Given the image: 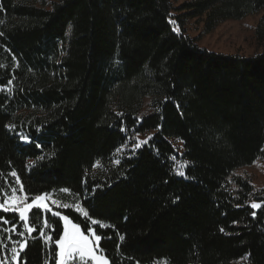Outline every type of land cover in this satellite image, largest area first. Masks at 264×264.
<instances>
[{
  "label": "trees",
  "instance_id": "trees-1",
  "mask_svg": "<svg viewBox=\"0 0 264 264\" xmlns=\"http://www.w3.org/2000/svg\"><path fill=\"white\" fill-rule=\"evenodd\" d=\"M256 14L258 32L264 0H0V186L72 205L52 209L85 234L106 225L91 226L110 264H264V180L247 172L264 158V50L199 44ZM136 133L152 139L133 152ZM37 211L29 234L0 210V264H55L63 221L46 241Z\"/></svg>",
  "mask_w": 264,
  "mask_h": 264
},
{
  "label": "snow or ice",
  "instance_id": "snow-or-ice-1",
  "mask_svg": "<svg viewBox=\"0 0 264 264\" xmlns=\"http://www.w3.org/2000/svg\"><path fill=\"white\" fill-rule=\"evenodd\" d=\"M2 23V21H0ZM170 23L173 25L176 24V21L170 20ZM71 26H69L70 28ZM173 31L177 32L179 34L180 28L178 26L174 27ZM3 33H0L2 35ZM2 66V65H0ZM9 84L12 83L11 80L8 81ZM11 89H9V92ZM165 99H168L165 97ZM159 109H157L158 111ZM117 115H122L120 113H117ZM9 127H15L14 125H11ZM122 131H126V129H121ZM139 136V133H136L135 137H130V139L136 140L133 144V152H135L136 149L141 147V144H146L148 140L152 139L151 136H149L144 141H139L137 138ZM21 140L25 142H30V139L24 135H21ZM37 147H40V145H37ZM127 147L126 144L121 145L118 147L114 153V155L122 153L123 150ZM38 159H44V157H38ZM173 161L176 160V157H171ZM31 164H34L35 161H30ZM114 164H119L120 160L116 159L113 161ZM187 162L185 161L184 164H181L179 168L176 169L177 174L183 176L184 172L181 170ZM93 168H102L103 165L100 160H97L93 165ZM87 171V170H86ZM3 174L0 173V176ZM10 176L14 177L16 179V182H19V177L17 176L16 172L13 170L10 174ZM6 184H8V181H5ZM18 191L20 193H23V186L21 185L19 189H17L15 186L9 184L8 189H5L3 186H0V210L3 212L8 211H14L19 214V219L21 221H24L23 227L29 232H33L36 230L37 225L30 226L29 216L28 212L32 210L33 208L38 209L34 215L39 218L40 216L44 215L43 219V227L40 229V236L45 237L46 241H51L53 239L52 235H46L44 231V227L51 228L53 226L52 224V218H58L55 223L59 224L60 221H63V231L62 234H58V239H55V250H54V259L55 264H110L109 259L103 255V249L99 247V241L102 239L101 235H98L95 231V229L91 225H99V227L103 228L106 225L103 223L98 222L95 219L90 220V224L86 225V230L88 232V235L85 234L84 231L81 229V225L79 223L73 222L72 219L68 215H62L59 211H54L51 206H49L46 202V196L48 194H41L37 195L34 198H32L31 203H25L29 199L28 195L25 193L23 195H18ZM62 192H68V189H61ZM52 205H56L58 207L63 208H69L72 207V205H69L67 203L60 204L57 200L51 201ZM19 205V206H17ZM239 207V205H237ZM250 207L252 209H260L261 207H264V201L261 203L252 202L250 204ZM84 217H88V212L83 211ZM46 213H51V216L45 215ZM256 212L253 211L251 215L253 217L256 216ZM3 224H11L12 225V231L15 232V224L14 221L4 219L2 221ZM0 231H8L6 228H0ZM223 231V229H221ZM18 235L23 236L24 233L20 232ZM91 237V238H90ZM7 239L11 240V236L7 237ZM120 239L123 240L124 237L120 236ZM15 243L19 244L20 250H23L25 247V243H21L19 241H16ZM0 246L6 247V245H3V242L0 241ZM13 253V260H16L17 256L19 255L17 248L15 246L11 249ZM246 259V257H245Z\"/></svg>",
  "mask_w": 264,
  "mask_h": 264
},
{
  "label": "rangeland",
  "instance_id": "rangeland-1",
  "mask_svg": "<svg viewBox=\"0 0 264 264\" xmlns=\"http://www.w3.org/2000/svg\"><path fill=\"white\" fill-rule=\"evenodd\" d=\"M183 1L185 0H175L178 5ZM260 16L261 14H256L238 20L224 21L213 32L201 35L199 44L211 51L216 52H237L247 56L253 55L257 52L259 53L264 50V27L260 28L258 32L255 29ZM188 25L191 35L198 36L201 34V23H197L195 20H190ZM247 172H249V174L255 179L259 178L264 180V158L257 160L250 167H247ZM15 187L19 189L20 185H16ZM17 194L23 195L25 193H20L18 191ZM34 197H29L25 203H31L32 198ZM52 200L55 199L46 196L45 202L51 207H58L51 204ZM30 211L28 212V216ZM27 233L29 232L27 231ZM160 264L167 263L165 261H161Z\"/></svg>",
  "mask_w": 264,
  "mask_h": 264
}]
</instances>
